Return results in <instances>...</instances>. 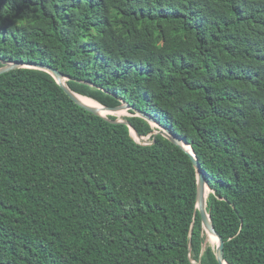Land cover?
Returning a JSON list of instances; mask_svg holds the SVG:
<instances>
[{"label":"trees","instance_id":"obj_1","mask_svg":"<svg viewBox=\"0 0 264 264\" xmlns=\"http://www.w3.org/2000/svg\"><path fill=\"white\" fill-rule=\"evenodd\" d=\"M62 71L192 146L230 264H264V0H0V67ZM48 71L0 74V264H220L190 153Z\"/></svg>","mask_w":264,"mask_h":264},{"label":"water","instance_id":"obj_2","mask_svg":"<svg viewBox=\"0 0 264 264\" xmlns=\"http://www.w3.org/2000/svg\"><path fill=\"white\" fill-rule=\"evenodd\" d=\"M20 67H33V68H38V69H42V70H46V71L50 72L75 102H77L79 105L85 107L86 109H88V110H90L96 114H99V115H102L105 117L107 116L100 111L99 107L87 104V103L83 102L80 98H78L77 94H79V93L73 91L69 87V85L66 83V80L68 79V77L62 71H60L57 68H54L51 65L43 64V63H35V62H24V61L9 62V63H6L4 66L0 67V74L7 72V71H10L12 69L20 68ZM101 105H102L103 109L108 112V114H113V115H114V113H118V112L123 111V110L133 109L136 112V114L144 117L149 122H151L153 124L155 123L158 125L159 128L157 130H155V134L160 133V134L164 135L165 137L170 139L172 142H174L175 144H177L178 146H180L181 148L186 150L188 153H190L192 160H193V163H194V166L196 168V172H197V185H198L197 196H196L197 209L201 213L203 225L207 231V234L212 235V236H216L218 238L216 255H217L219 263L225 264L226 262H228L225 259V252H224L225 241H224L223 237L217 232V230H216V228L212 222L211 216H210L209 212L207 211V206H206L207 205V196H208L207 190L209 189V191H210V190H212V188L208 184L207 177L205 175V172L203 170L201 162H200L198 156L196 155L195 150L192 148V146L190 144H188L186 141H184L180 137V135H178L177 133L172 131V129H170L167 126L156 121V119L152 115L142 111L141 109L135 108L134 106L130 105L127 102H123L122 104L117 105V106H107V105H103V104H101ZM109 120L114 121V122L125 121L129 124L134 138H136V137L142 138V139H144V143H146V144L154 142V138L152 139V141H150L147 138H144L145 136H142L132 126V124H130L127 120H125L123 118L118 117L117 119H114V120L109 119ZM148 136L150 137V135H148ZM187 145H190L192 150L188 149Z\"/></svg>","mask_w":264,"mask_h":264},{"label":"bare ground","instance_id":"obj_3","mask_svg":"<svg viewBox=\"0 0 264 264\" xmlns=\"http://www.w3.org/2000/svg\"><path fill=\"white\" fill-rule=\"evenodd\" d=\"M78 98H80L83 102L87 103V104H90L92 106H97L100 108V111L105 114V113H108L107 111H105L102 107V105L96 101L95 99L91 98V97H88V96H85V95H81V94H77ZM125 113V111H120L118 112L119 115ZM107 115V114H105ZM134 132V131H133ZM135 133V132H134ZM188 149L192 150L191 146L190 145H187ZM209 190V189H208ZM207 190V194L209 193V191ZM216 237V236H215ZM216 239L218 240V238L216 237ZM225 264H229L228 262H226Z\"/></svg>","mask_w":264,"mask_h":264},{"label":"rangeland","instance_id":"obj_4","mask_svg":"<svg viewBox=\"0 0 264 264\" xmlns=\"http://www.w3.org/2000/svg\"><path fill=\"white\" fill-rule=\"evenodd\" d=\"M123 111H125V113H123L121 115H119L118 113H114V115L118 116L119 118H123L124 116H131L132 115V113L129 110H123ZM105 114H108V113H105ZM154 127L159 128L158 125L155 124V123H154ZM136 138H137L138 141L144 142V139L138 138V137H136ZM144 138L149 139L150 137L149 136H145ZM209 239H210L212 244H214V245L218 244V240L216 239L215 236L209 235Z\"/></svg>","mask_w":264,"mask_h":264}]
</instances>
